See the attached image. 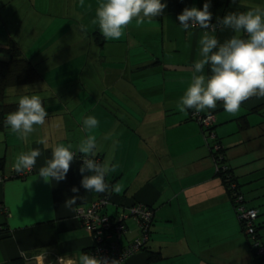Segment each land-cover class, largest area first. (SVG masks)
<instances>
[{
	"label": "crops",
	"instance_id": "obj_1",
	"mask_svg": "<svg viewBox=\"0 0 264 264\" xmlns=\"http://www.w3.org/2000/svg\"><path fill=\"white\" fill-rule=\"evenodd\" d=\"M99 2L0 0V47L16 46L40 75L34 82L8 86L5 103L18 104L21 95L35 93L48 112L46 124L35 126L27 139L0 126V178H7L0 180V264H56L57 258L60 264H78L80 254L89 253L91 240L75 210L104 193L111 196L105 209L110 216L133 203L153 210L145 249L128 264H256L215 174L212 144L191 119L195 110L177 108L191 82L193 62L200 58L205 30L196 26L185 31L176 17L185 7L202 8L205 0H161L167 4L162 15L141 24L133 20L119 40L105 39L91 23ZM256 6L264 7V0H211L212 22ZM210 34L221 42L234 35L219 26ZM199 113L214 116L216 141L241 188L245 178L249 188L259 189L264 97L245 101L235 114L220 102ZM90 115L99 126L89 132L83 120ZM242 118L246 127L240 125ZM89 134L97 137L96 159L118 165L105 177L118 192H87L80 186L78 146ZM42 139L47 144L39 143ZM58 143L71 145L77 156L65 180L46 182L40 168ZM32 149L41 151L33 172L10 178L17 155ZM74 186L78 193L72 192ZM256 195L246 198L247 207L259 211L262 223L264 193ZM73 196L76 202L66 206ZM126 226L130 242L139 231L133 220ZM150 252L160 259L148 262Z\"/></svg>",
	"mask_w": 264,
	"mask_h": 264
},
{
	"label": "clouds",
	"instance_id": "obj_2",
	"mask_svg": "<svg viewBox=\"0 0 264 264\" xmlns=\"http://www.w3.org/2000/svg\"><path fill=\"white\" fill-rule=\"evenodd\" d=\"M166 7L167 4L161 0H101L91 23L98 25L105 39L119 40L133 20L137 24L146 19L152 20L162 15ZM210 7L211 0H205L202 8L185 7L176 17L185 31L196 26L205 30L199 39L200 58L193 62L191 82L180 97L177 108L181 112L189 109L202 112L214 110L220 102L227 113L235 114L245 101L264 97V7L256 6L245 12H228L222 18L217 17L216 23L212 22ZM217 26L221 30L231 29L234 35L221 42L214 34H210V31H216ZM86 27L81 25L82 30H86ZM206 66L209 74H205ZM47 118L48 112L41 96L34 93L19 97L16 110L7 114L4 124L21 139H27L36 130L35 126L46 124ZM98 126L99 120L94 115L83 120L86 131L90 132ZM39 143L47 144V141L42 139ZM78 153L82 156L79 169L82 188L97 193L119 191L118 186L110 185L105 180L118 165L110 161H97L95 135L89 134L81 141ZM40 156L39 149L20 153L15 158L14 169L17 172L31 170ZM76 156L77 152L71 150V145L56 144L51 149V158L40 168V176L46 182L65 180ZM86 172L91 174L84 175ZM72 192L78 193L79 188L74 186ZM77 198H69L65 205L71 207ZM78 264H118V261L81 253Z\"/></svg>",
	"mask_w": 264,
	"mask_h": 264
},
{
	"label": "built area",
	"instance_id": "obj_3",
	"mask_svg": "<svg viewBox=\"0 0 264 264\" xmlns=\"http://www.w3.org/2000/svg\"><path fill=\"white\" fill-rule=\"evenodd\" d=\"M191 118L205 131V139L212 141V150L218 152L221 146L215 142V134L211 130L215 122L213 115H202L196 111L192 112ZM82 160V159H81ZM99 162V160L97 159ZM214 162V161H213ZM215 165V173L218 164ZM222 170L226 167L222 166ZM33 172V168L24 172L13 171L10 178H25ZM7 178H0L4 180ZM235 185L231 188L234 189ZM235 191H233V195ZM111 196L105 193L88 207H77L74 213L75 219L83 228L91 240L89 254L115 259L118 264H127L129 259L140 252L149 240V230L153 222L154 213L150 207L133 203L118 211L117 216L108 215L104 208L110 203ZM234 206L239 221L243 223L244 234L254 235V222L257 218L255 209L247 208L241 196H235ZM133 220L138 228L139 236L128 242L125 239L127 233L126 222ZM256 256L264 257V247L258 243L254 244ZM62 263L57 258L56 264ZM264 264V263H261Z\"/></svg>",
	"mask_w": 264,
	"mask_h": 264
},
{
	"label": "trees",
	"instance_id": "obj_4",
	"mask_svg": "<svg viewBox=\"0 0 264 264\" xmlns=\"http://www.w3.org/2000/svg\"><path fill=\"white\" fill-rule=\"evenodd\" d=\"M0 54H4L8 57L5 60L0 59V126L4 127L5 126L4 121L6 119L7 114L12 111H15L18 105V104L5 103V98H6L5 89L8 86L34 82L39 79L40 75L36 71V69L33 67V65L27 59L22 57V54L19 51V49L13 44H10L6 47H0ZM214 124H213V127H214ZM240 125L241 127L247 126V121L245 118L240 119ZM213 127L211 129L212 131L214 130ZM206 141L208 142L209 145L210 143L211 144L214 143L212 141H208V140ZM215 142H217L216 139H215ZM210 152H211V156H212L214 163L218 164V170L216 171L215 174L217 177H219V179L223 183L225 190L227 192V195L235 211V206H234L235 196H241L243 199V203L245 205L247 203L245 195L241 191V185L238 181L237 176L234 173V169L227 163V159L225 156V149L221 148L218 152H214L212 150V147H210ZM222 166H225L226 169L222 170L221 168ZM2 167H3V161L0 159V169ZM232 185H235L234 189L231 188ZM233 191H235L234 195H233ZM247 208H251V207H247ZM251 209H255L257 211V218L254 222V228H255L254 235L252 236L245 235L243 223L239 221V224H240L241 231L248 244L249 251L253 257V260L255 261L256 264H261V263H264V257L256 256V250L254 248V244L258 243L261 247H264V242H262V237H264V235H262V232H261L262 230H264V222L262 223L258 222V217H260L259 211L256 208H251ZM127 230H128V227H127ZM149 234H150V230H149ZM138 236H139V232H138ZM125 239H126V235H125ZM144 249H145V246L142 250ZM159 259L160 258H158L153 253L151 252L149 253L148 262L158 261Z\"/></svg>",
	"mask_w": 264,
	"mask_h": 264
},
{
	"label": "rangeland",
	"instance_id": "obj_5",
	"mask_svg": "<svg viewBox=\"0 0 264 264\" xmlns=\"http://www.w3.org/2000/svg\"><path fill=\"white\" fill-rule=\"evenodd\" d=\"M259 176H261V177H259V178L257 177L258 178L257 182L260 183L261 185H259V189L257 188L256 191L254 189L255 187L249 188L248 184L244 181V180H246L245 178H241V181H242V188L241 189L243 190V193L246 196L245 198H247L250 194H257L258 195V192H259V195L261 196L262 193H264V190H261V189H264V175H259ZM246 178H247V176H246ZM251 190H253V191H251ZM261 199L264 200V197H262ZM246 205H247V203H246ZM258 220H260L259 217H258ZM261 232H262V235H264V230H262ZM262 242H264V237H262Z\"/></svg>",
	"mask_w": 264,
	"mask_h": 264
},
{
	"label": "bare ground",
	"instance_id": "obj_6",
	"mask_svg": "<svg viewBox=\"0 0 264 264\" xmlns=\"http://www.w3.org/2000/svg\"><path fill=\"white\" fill-rule=\"evenodd\" d=\"M108 205H109V204H108ZM108 205H107V206H108ZM107 206L104 208V210L107 208ZM115 217H116V216H115Z\"/></svg>",
	"mask_w": 264,
	"mask_h": 264
}]
</instances>
